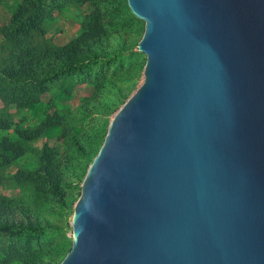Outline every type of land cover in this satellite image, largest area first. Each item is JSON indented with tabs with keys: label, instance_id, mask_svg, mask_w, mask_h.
Returning a JSON list of instances; mask_svg holds the SVG:
<instances>
[{
	"label": "water",
	"instance_id": "95a60500",
	"mask_svg": "<svg viewBox=\"0 0 264 264\" xmlns=\"http://www.w3.org/2000/svg\"><path fill=\"white\" fill-rule=\"evenodd\" d=\"M143 79L59 264H264V0H127Z\"/></svg>",
	"mask_w": 264,
	"mask_h": 264
},
{
	"label": "rangeland",
	"instance_id": "374dc122",
	"mask_svg": "<svg viewBox=\"0 0 264 264\" xmlns=\"http://www.w3.org/2000/svg\"><path fill=\"white\" fill-rule=\"evenodd\" d=\"M22 1L0 0V27ZM37 2L45 9L46 19L32 33V45L55 48L67 44L81 33L97 8L105 20V31L101 42L76 67L36 82L30 93L22 85L16 95L10 92L20 99L32 93L37 102L4 103L0 94V139H16L15 126L44 128L39 137L23 141L26 151L22 156L0 167V200L22 203L35 224L34 228L0 232V260L11 252L17 255L7 264H58L70 250V221L83 178L112 116L142 82L146 62L137 48L144 21L130 10L127 0ZM8 50L0 35L1 79ZM3 90L0 81V93ZM3 119L11 122L10 129L1 127ZM44 163L53 167L49 175L59 174L60 191H53Z\"/></svg>",
	"mask_w": 264,
	"mask_h": 264
},
{
	"label": "trees",
	"instance_id": "16d2710c",
	"mask_svg": "<svg viewBox=\"0 0 264 264\" xmlns=\"http://www.w3.org/2000/svg\"><path fill=\"white\" fill-rule=\"evenodd\" d=\"M45 19V9L38 4L37 0H23L11 14L8 22L0 27V35L7 42L9 48L7 62L3 67L4 78H0L1 85L6 88L0 93L4 103L10 102L19 105L37 102L38 98L32 93L29 96L31 99H20L10 92L13 91V94L16 95L17 88L22 85L30 93L31 87L36 82L55 76L65 69L76 67L92 50L91 48L101 42L105 31V20L97 8L85 21L81 33L67 44L55 48L49 45L43 47L32 45L30 37L33 32L41 28ZM11 125V122L7 120H1L3 129H10ZM43 131L42 127L15 126L16 139L9 136L0 139V167L22 156L26 151L23 141L33 140L39 137ZM50 156L51 154L48 152L45 154L48 163H50ZM42 168L48 175L53 170L52 165L47 163L42 164ZM48 181L51 183L53 191H60L59 174L49 175ZM22 205L12 198L0 200V232L26 229L28 226L35 227L34 220L27 213L28 209L23 208ZM16 256L14 252L8 253L0 260V264H7Z\"/></svg>",
	"mask_w": 264,
	"mask_h": 264
}]
</instances>
